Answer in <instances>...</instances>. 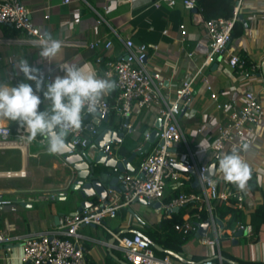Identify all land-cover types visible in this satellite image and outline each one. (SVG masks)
Returning a JSON list of instances; mask_svg holds the SVG:
<instances>
[{
	"label": "crops",
	"instance_id": "1",
	"mask_svg": "<svg viewBox=\"0 0 264 264\" xmlns=\"http://www.w3.org/2000/svg\"><path fill=\"white\" fill-rule=\"evenodd\" d=\"M176 1L173 6L164 3L156 8L153 5L154 0H69L67 3L65 0H27L33 21L44 37L49 34L54 39H69L81 44L62 45L61 51L51 60H47L40 57V43L34 41V37L11 24L0 23V84L15 86L26 80L17 67L23 59L39 69L44 80L50 68L62 64L82 68L85 72L94 70L98 78L104 79V62L122 58L126 53L124 41L131 37L136 43L148 45L149 71L156 81H163V93L167 99H171L183 81L197 72L209 52V40L201 22L205 18L203 13L200 16L195 15L197 11L186 8L183 0ZM240 15H243V19L239 20L243 24L244 34L232 38L221 59L204 68L194 85L192 103L180 118V125L186 136L190 137V140L187 137L188 144L197 153L196 159L200 164L206 142L189 135V131L221 117L206 88L204 78L223 101L241 106L244 94L254 91L264 105V0H245ZM182 29L185 34H182ZM96 40H111L113 45L111 49L105 48L104 44L91 49L90 43ZM233 55L248 59L250 66L242 73L232 68L229 59ZM214 63H218L215 68ZM252 64H260L261 67L253 70ZM64 74V71L57 70L53 79ZM29 83L35 85L34 81ZM117 92L115 87L102 97L113 102ZM157 118L155 109H141L135 104L133 114L127 119L134 126L132 132L122 128V118L114 111L110 112L108 120L103 121L97 129L99 134L106 128L124 133L121 142L115 143L113 149L114 155L123 159L118 152L127 136L137 139L143 134L144 139L138 143L137 148L141 147L146 141L145 131L153 129ZM93 120L94 116L86 119L89 127ZM15 123L0 117V124L13 126ZM143 125H147V128L141 132ZM209 133V140H212L213 131ZM66 136L70 138L69 133ZM97 136L92 137L91 141ZM252 137V144L245 154L246 161L252 166L250 178L243 190L245 222H251L252 214L258 206H264V110L260 121L253 128ZM37 138L30 145V153L33 155H28L25 159L19 150H6L0 154V157H4L0 158V170H19L24 166L28 172L26 177L0 178V192L12 200L0 212V227L6 235V239L0 242V264H23L22 237L52 231L62 220L71 218L79 210V201L82 198L70 197L73 183L71 167L63 164L61 156L47 151V139L43 143L40 139L44 137ZM178 150L186 151L185 144L181 143ZM213 159L214 157L211 160ZM141 160L137 158L134 161L135 169L139 168ZM217 169L218 164L215 177L222 189L227 186L237 188L224 181ZM181 172L182 176L177 182L169 183L166 197L176 189L188 193L185 189L199 187L195 176L189 172ZM251 178L255 179L254 188ZM110 179L111 176L106 175L103 182L108 184ZM117 185L120 187L119 182ZM45 191H52L55 197L50 200L34 198ZM180 209L182 208L173 212ZM188 211L186 209L184 219ZM173 212L165 208L158 209L156 205H149L139 198L122 207L115 218H107L105 223L119 234L131 235L134 230H139L146 235V229L160 232L157 225L163 219L171 218ZM230 218L231 215H228L220 219L218 226L221 232L217 236L210 225L205 236H202L198 228L206 220L195 221L197 231L191 233L179 249L162 246L177 253L180 259L163 253L170 256L175 264L199 263L204 259L218 260L222 257L239 264H264V224L252 237H247L246 234L240 237L237 236V231L233 233L237 224L234 228L228 227ZM79 232L82 235L81 242L87 250L89 264H121L119 259H125L122 250L111 242L113 236L102 226L84 225ZM207 238L218 239V243L208 244ZM157 255L165 257L158 253ZM222 261L223 264H233L223 259Z\"/></svg>",
	"mask_w": 264,
	"mask_h": 264
},
{
	"label": "built area",
	"instance_id": "2",
	"mask_svg": "<svg viewBox=\"0 0 264 264\" xmlns=\"http://www.w3.org/2000/svg\"><path fill=\"white\" fill-rule=\"evenodd\" d=\"M245 0H235L233 14L230 17H218L201 20L206 36L209 40V52L204 63L196 73L183 81V84L175 90L174 97L167 99L163 93V81H156L149 71L148 52L149 47L145 43H136L131 37L124 41L125 55L117 61H105L103 75L104 79L115 80L118 90L113 102L101 97L97 103L96 110L82 114L81 127L76 130H69L72 148L68 153L76 149L85 150L92 137L99 134L97 127L102 123L90 128L87 117L93 113L99 114L103 120L108 113L114 111L122 118V128L128 132L134 130V126L127 120L133 114V107L136 104L141 109H155L158 117L162 118L160 134L153 143L149 153L140 161L137 172H120L114 168L118 176L120 190H111L106 200L96 202L93 206L78 210L69 219L62 220L52 231L42 232L22 237L23 264H89L87 250L81 242L80 228L84 225H99L105 228L114 238V245L120 248L124 258L130 264H175L170 256L159 257L151 242L142 234L131 235L119 234L112 231L105 223L107 218H115L118 211L139 198L145 199L147 204L156 205L158 209L165 208L173 212L175 208L189 209L187 217L182 223L175 224L174 228L184 235H190L197 231L195 221H200L202 213L206 212L210 227L219 234L217 215L215 213L214 200L229 201L236 200L239 209L244 210V191L238 188H221L219 180L213 177H206L209 161L212 157L217 158L222 154L231 153L236 149L245 162V154L252 144L253 128L258 124L263 114L264 105L254 91H247L242 100L241 106L232 104L230 101H223L216 93L209 81L204 78L207 90L215 102L216 108L221 117L214 121L202 124L198 128L191 129L189 135L200 138L204 144L201 164L196 159V154L189 146L186 132L180 125L181 115L186 113L190 107L194 85L198 77L203 73L205 67H209L225 52L232 40L234 24L240 18V11ZM69 2V0H65ZM176 0H154L153 5L160 8L164 3L170 6L176 4ZM183 5L188 9L196 10L195 15H201L202 8L197 0H183ZM47 18L49 15L46 16ZM0 23L11 24L28 36L34 37V41L40 42L45 37L33 21L32 10L27 0H0ZM167 33V30H165ZM182 34L185 30L182 29ZM62 45L81 44L74 40H60ZM104 44L105 48L111 49V40H96L90 43L89 47L95 49ZM157 48V47H155ZM99 62H103L98 59ZM229 63L234 69L241 73L247 67L248 59L233 55ZM253 70L261 67L260 64H252ZM66 65H57L48 70L45 84L51 82L57 70L64 71ZM43 98V93H38ZM93 122L91 123V125ZM213 131V139H210L209 132ZM210 134V133H209ZM148 134L145 135L147 137ZM27 132L21 125L11 126L0 124V153L6 150H19L25 159L30 153ZM38 139V138H36ZM43 143L45 138L40 139ZM181 143L186 146V151L178 150ZM114 142L109 141L103 144L101 150L114 154ZM34 156H37L35 154ZM64 165L68 163L63 160ZM175 164L190 168L194 171L200 192H181L171 201L166 202V189L169 183L177 182L182 172ZM28 172L23 166L19 170H0V178L26 177ZM55 197L52 191H45L34 196L36 200H50ZM12 200L0 192V207L8 206ZM194 210V214L191 211ZM220 219V218H219ZM242 230L247 237L254 235V227L250 221L238 222L233 230ZM6 239L5 232L0 227V242ZM208 244L218 243V239L207 238ZM188 264H223L222 259H204L199 263Z\"/></svg>",
	"mask_w": 264,
	"mask_h": 264
},
{
	"label": "clouds",
	"instance_id": "3",
	"mask_svg": "<svg viewBox=\"0 0 264 264\" xmlns=\"http://www.w3.org/2000/svg\"><path fill=\"white\" fill-rule=\"evenodd\" d=\"M40 57L51 60L62 48V42L49 34L40 40ZM26 80L15 86L0 84V117L17 122L27 132V141L37 136L47 137V151L61 153L69 130L81 127L85 110L93 112L104 95L115 89L116 83L98 78L94 70L68 67L63 76H56L45 84L39 69L23 59L17 65ZM29 81H34L35 85ZM43 93V98L38 93ZM46 101V107L41 104ZM217 171L226 182L244 190L251 170L236 149L218 157Z\"/></svg>",
	"mask_w": 264,
	"mask_h": 264
},
{
	"label": "water",
	"instance_id": "4",
	"mask_svg": "<svg viewBox=\"0 0 264 264\" xmlns=\"http://www.w3.org/2000/svg\"><path fill=\"white\" fill-rule=\"evenodd\" d=\"M240 19H243V15H240ZM221 57L218 58L220 60ZM218 63H214V68L217 67ZM46 102V101H45ZM110 113L106 115V117L101 120L100 115L93 113L94 120L93 124L90 128H93L96 124H99L103 121H107ZM88 118V117H87ZM162 124V118L158 117L157 121L151 130H146L145 135L146 141L144 145L132 151L130 156L120 159L117 155L109 154L101 150L103 144L105 142L113 141L114 143H119L122 140L124 133L118 132L112 128L104 129L95 139L90 142L85 150L76 149L73 153H68L72 148L71 139L67 136L65 137V148L61 153H57L59 156L65 160L68 165L71 167L73 179L71 185V198H77L80 196L82 199L79 201V210H83L85 208L93 206L96 202L101 200H106L109 197L111 190L119 191L120 187L118 184V176L116 174L113 175L111 171H108V168L114 169L118 168L120 172L126 171H135V167L133 165L134 161L141 157L142 155L147 154L153 143L159 137L160 128ZM69 132H67L68 135ZM47 139V137H44ZM175 166L181 171L189 172L193 176L195 173L192 169L180 166L179 164H175ZM217 167V158H214L208 163L206 177H213L216 173ZM107 175V177L111 176V179L108 184L103 182V178ZM113 175V176H112ZM197 181V180H196ZM146 202L145 199H143ZM160 203L156 204L158 207ZM2 207H0L1 212ZM179 208H175L174 211H177ZM218 222H221L219 218H217ZM210 225V221L206 220L201 223L198 228V232L205 236L206 230ZM133 233L142 234L145 236L153 245V247L161 252H165L168 255L179 258L180 256L170 249H164L155 241L151 240L149 237L144 235L139 230H134ZM244 232L242 230L237 231V236H242ZM111 242L115 243V238H111ZM223 260L231 262L233 264H239L236 261L227 259L222 257ZM121 264H130L125 259H119Z\"/></svg>",
	"mask_w": 264,
	"mask_h": 264
},
{
	"label": "trees",
	"instance_id": "5",
	"mask_svg": "<svg viewBox=\"0 0 264 264\" xmlns=\"http://www.w3.org/2000/svg\"><path fill=\"white\" fill-rule=\"evenodd\" d=\"M198 5L202 8L203 15L206 19L218 18V17H230L233 14V9L235 5V0H197ZM244 34V27L240 20L236 21L232 31V38L240 37ZM247 66H250L248 62ZM46 107V102L44 101L41 104V108ZM18 125L16 122L13 126ZM147 128V125L141 127V132H144ZM39 136V135H38ZM41 137V136H39ZM144 139V135L141 134L137 139H132L130 136H127L126 140L123 142L122 146L119 149V155L123 158L130 156L134 148H137L138 143ZM145 155H142L138 160L143 159ZM138 167L135 171H129L131 173L137 172ZM111 172L114 173V170L111 169ZM255 179L251 178V185L255 187ZM200 192L199 187H193L191 189H185L186 192L189 191ZM180 190L176 189L171 195L165 198L166 202L171 201L174 197L180 194ZM215 213L220 219H224L226 216L231 215V218L228 222L229 228H234L238 222H245L246 216L243 210L239 209L236 200L231 199L229 201L214 200ZM187 208H182L178 212H173L171 218L163 219L158 225L157 228L160 230L154 231L152 229L144 230V233L151 240L155 241L161 246L171 249H179L190 237V235H184L181 232L175 230L174 226L177 223L183 222V216L186 213ZM194 210L191 211V214H194ZM208 215L206 212L202 213L200 221L207 220ZM251 224L254 227V234L258 233L259 228L264 224V206L260 205L257 207L255 212L251 217ZM157 253L162 256H166L165 253L157 250Z\"/></svg>",
	"mask_w": 264,
	"mask_h": 264
},
{
	"label": "rangeland",
	"instance_id": "6",
	"mask_svg": "<svg viewBox=\"0 0 264 264\" xmlns=\"http://www.w3.org/2000/svg\"><path fill=\"white\" fill-rule=\"evenodd\" d=\"M187 137H188V135H187ZM188 139L190 140V137H188ZM1 154V153H0ZM2 156V155H1ZM0 158H4V157H0Z\"/></svg>",
	"mask_w": 264,
	"mask_h": 264
}]
</instances>
